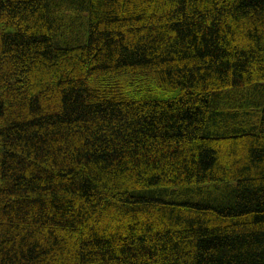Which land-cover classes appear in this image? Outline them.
<instances>
[{"label": "trees", "instance_id": "trees-1", "mask_svg": "<svg viewBox=\"0 0 264 264\" xmlns=\"http://www.w3.org/2000/svg\"><path fill=\"white\" fill-rule=\"evenodd\" d=\"M0 264H264V0H0Z\"/></svg>", "mask_w": 264, "mask_h": 264}]
</instances>
